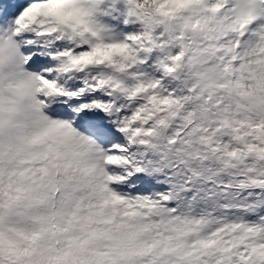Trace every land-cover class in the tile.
Instances as JSON below:
<instances>
[{
	"label": "snow or ice",
	"instance_id": "1",
	"mask_svg": "<svg viewBox=\"0 0 264 264\" xmlns=\"http://www.w3.org/2000/svg\"><path fill=\"white\" fill-rule=\"evenodd\" d=\"M152 3L0 0V33L12 35L22 57L32 112L87 145L102 165L89 195L67 175L51 181L62 158L19 157L20 168L8 171H41L45 179L30 190L37 211L52 207L61 220L53 227L45 216L30 249L0 243V264H264L256 255L264 250V136L223 104L205 103L208 92L178 67L186 37L170 21L154 24ZM109 10L123 28L104 19L116 18ZM22 44L32 50L22 52ZM8 122L0 116V126ZM173 217L199 225L181 247L146 244L133 231Z\"/></svg>",
	"mask_w": 264,
	"mask_h": 264
},
{
	"label": "clouds",
	"instance_id": "2",
	"mask_svg": "<svg viewBox=\"0 0 264 264\" xmlns=\"http://www.w3.org/2000/svg\"><path fill=\"white\" fill-rule=\"evenodd\" d=\"M206 5L207 0H153L147 14L157 25L170 21L168 27L174 30L178 26L186 37L183 51L187 59L178 67L188 79L195 78L201 92H208L205 103L214 100L213 106L223 104L232 114L257 124V132L264 136V23L250 27L264 20V8L255 0H216L211 9ZM224 57L229 59L221 67ZM237 58L240 64L233 67L231 61ZM212 59L216 63L205 67ZM31 92L32 84L12 35L0 33V116L9 121L0 126V149L7 148L0 157V243L19 249L31 248L32 232L45 216L53 227L54 221L61 220L52 207L37 211L30 190L45 179L41 171L35 166L8 171L20 168L19 157L62 158L59 176L53 174L51 181L60 183L67 175L77 182L78 193L94 194L102 179V165L86 151L87 145L60 126L38 120L32 112ZM217 93H222L219 99H215ZM95 208L106 210L102 203ZM9 224L11 228L6 227ZM198 228L175 217L152 221L145 227L133 225L141 242L176 247ZM256 255L264 256V250L256 249Z\"/></svg>",
	"mask_w": 264,
	"mask_h": 264
},
{
	"label": "rangeland",
	"instance_id": "3",
	"mask_svg": "<svg viewBox=\"0 0 264 264\" xmlns=\"http://www.w3.org/2000/svg\"><path fill=\"white\" fill-rule=\"evenodd\" d=\"M116 7H121V6H120V5H117ZM109 11H111V10H109ZM111 16H114V17H116V18H115V19H111L110 17H104V19H105L109 24L114 25V26L116 27L117 30L123 28V25L120 23V21L123 19V17H122L120 14H118L117 12H115V11H111ZM133 28H134V26L129 25V27H128V28H125L124 30H125V31H129V30H132ZM22 45H23V44H22ZM22 45H21V46H22ZM26 66H29V65H26ZM138 188H139V190H141V191L145 190L144 188L139 187V186H138Z\"/></svg>",
	"mask_w": 264,
	"mask_h": 264
}]
</instances>
